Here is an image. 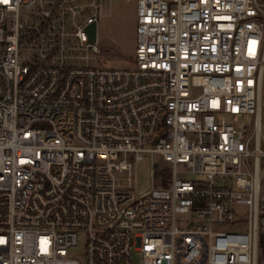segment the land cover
<instances>
[{
  "label": "built area",
  "instance_id": "obj_1",
  "mask_svg": "<svg viewBox=\"0 0 264 264\" xmlns=\"http://www.w3.org/2000/svg\"><path fill=\"white\" fill-rule=\"evenodd\" d=\"M105 1L0 0V264H264V0H136L121 70Z\"/></svg>",
  "mask_w": 264,
  "mask_h": 264
},
{
  "label": "rangeland",
  "instance_id": "obj_2",
  "mask_svg": "<svg viewBox=\"0 0 264 264\" xmlns=\"http://www.w3.org/2000/svg\"><path fill=\"white\" fill-rule=\"evenodd\" d=\"M97 45L101 52L102 66L114 69L133 68L137 45V1L136 0H106L98 22ZM236 120H252L251 117H235ZM152 156L145 155L144 159L137 162L133 168L135 179V194L141 195L150 191L155 180L152 178ZM156 170L170 169L172 164L166 162L163 157L157 155L154 159ZM177 179L195 180V176L188 173L182 164L177 166ZM85 247L83 241L76 251H70L72 256L81 264H84L83 253Z\"/></svg>",
  "mask_w": 264,
  "mask_h": 264
},
{
  "label": "water",
  "instance_id": "obj_3",
  "mask_svg": "<svg viewBox=\"0 0 264 264\" xmlns=\"http://www.w3.org/2000/svg\"><path fill=\"white\" fill-rule=\"evenodd\" d=\"M89 33L90 42L94 43L96 41V33H97V24L93 23L87 29Z\"/></svg>",
  "mask_w": 264,
  "mask_h": 264
}]
</instances>
